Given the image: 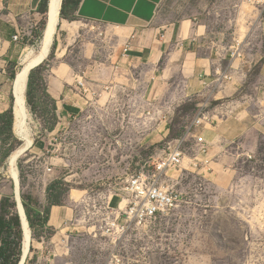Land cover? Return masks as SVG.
<instances>
[{
    "label": "rangeland",
    "instance_id": "rangeland-1",
    "mask_svg": "<svg viewBox=\"0 0 264 264\" xmlns=\"http://www.w3.org/2000/svg\"><path fill=\"white\" fill-rule=\"evenodd\" d=\"M71 2L63 16L62 0L48 55L30 71V102L25 89L32 142L16 159L19 199L32 221L24 264H264V0H165L159 7L160 26L177 28L190 19L224 43L248 35L237 47L250 68L240 82L225 77L201 89H186L179 76L161 80L160 69L111 72L114 36L122 31L79 18ZM45 25L46 14L22 35L13 71L23 70L26 53L38 51ZM52 76L65 78L80 96L82 109L74 115L57 112L45 93ZM197 119L199 134L227 119L240 122L232 133L248 130L239 138L242 147L222 151L214 129L207 141L210 170H186L184 159L164 183L178 195L176 207L155 218H130L129 178L151 169L165 142ZM165 123L169 137L151 143ZM0 138V183L12 184L6 209L19 219L7 161L23 140L13 122ZM52 200L69 212L62 224L51 214L44 220ZM19 229L22 248L20 219Z\"/></svg>",
    "mask_w": 264,
    "mask_h": 264
},
{
    "label": "crops",
    "instance_id": "crops-1",
    "mask_svg": "<svg viewBox=\"0 0 264 264\" xmlns=\"http://www.w3.org/2000/svg\"><path fill=\"white\" fill-rule=\"evenodd\" d=\"M164 2L80 0L75 14L83 20L101 22L122 31L120 35L114 36L116 47L108 61L111 72L140 71L144 75L150 72L154 75L160 69L161 80L179 76L186 89L191 86L201 89L225 77L236 78L233 81L238 84L241 76L250 69L246 56H242L241 47L237 51L239 43L245 46L248 35L243 36V40L234 36L224 43L212 35L207 26L190 19L180 21L177 28L171 25L160 26L158 10ZM41 3L42 0H0V117L4 112L12 110L13 82L11 86L9 83L14 81L17 73L12 70V66L19 63L23 52L22 35L29 27L41 25L44 21L46 13L41 11ZM15 35L19 37L17 41L13 40ZM260 70L264 73V63ZM45 81V93L57 112L66 113L70 117L77 109H82L80 96L65 78L52 76L45 78ZM237 123L240 122L227 119L221 127H213L220 136L222 144L219 148L222 151L242 147L239 138L248 130L243 129L239 135L233 134L232 131H236L233 125ZM67 125H70V120ZM169 129L166 123L163 124L149 141L155 143L165 140L169 137ZM213 130L205 129L201 135L207 141L211 140ZM43 149L44 146L40 147V151ZM11 168L14 169L9 166V170ZM11 186L6 182L0 183V203L3 197L10 195ZM50 214L60 224L70 217L69 212L58 205L49 206L48 220Z\"/></svg>",
    "mask_w": 264,
    "mask_h": 264
},
{
    "label": "built area",
    "instance_id": "built-area-1",
    "mask_svg": "<svg viewBox=\"0 0 264 264\" xmlns=\"http://www.w3.org/2000/svg\"><path fill=\"white\" fill-rule=\"evenodd\" d=\"M18 39L17 35L13 36L14 41ZM200 121L201 119H197L185 126L181 137L167 140L161 153H156L153 157L151 169H142L138 175L129 178L125 191L128 194L126 200L130 218H155L158 214L176 207L178 195L164 183L166 179H172L170 174L181 166L184 159L188 160L186 170H210L212 159L209 156V143L194 130ZM231 144L235 145L233 142ZM162 176L164 180H161Z\"/></svg>",
    "mask_w": 264,
    "mask_h": 264
},
{
    "label": "bare ground",
    "instance_id": "bare-ground-1",
    "mask_svg": "<svg viewBox=\"0 0 264 264\" xmlns=\"http://www.w3.org/2000/svg\"><path fill=\"white\" fill-rule=\"evenodd\" d=\"M62 0H48L47 2V10H46V25L43 31V36L41 38L40 46L38 51L33 52L29 51L23 56L22 66L23 70L20 68L16 76L14 78V93L16 95L15 101V109H14V120H13V130L14 132L21 137L24 144L21 145L16 151L12 152V154L8 157V166L14 168V173L11 174L13 180L15 181V193L17 200V208L18 214L20 216V224L22 230V248H21V256L19 258V262L17 264H24L25 258L29 252V244H30V227L28 225L26 215L24 213L22 204L19 200V196L17 195V167H16V159L22 154L31 144V138L29 137V128L27 124V111L25 105V86L27 81V72L28 69L32 66H38L43 62L49 52V47L53 42V34L55 32V27L59 19V8ZM38 64V65H37ZM21 66V67H22ZM183 164V162H182ZM181 164V165H182ZM24 259V261H23Z\"/></svg>",
    "mask_w": 264,
    "mask_h": 264
},
{
    "label": "trees",
    "instance_id": "trees-1",
    "mask_svg": "<svg viewBox=\"0 0 264 264\" xmlns=\"http://www.w3.org/2000/svg\"><path fill=\"white\" fill-rule=\"evenodd\" d=\"M66 1L68 0H63V5L61 8V15L63 16H66L64 13L65 12L64 3ZM79 1L80 0H72L71 3L73 5L74 11H76ZM46 4H47V0H42V3H41L42 12L46 11L45 9ZM11 77H13V74ZM31 77H32V72L29 74V80L27 83V101L28 102L31 101V95H30L31 85H32ZM0 121H1V126H0V134H1L4 128L8 126L10 127L13 122L12 110L10 109L7 112H4L0 117ZM18 148H16L14 151H16ZM48 189H50V187H48ZM8 201H9L8 197H3L0 203V264H17L20 258V253H21V244H20L21 231L19 229V219L17 218V216L13 214L12 216H8L9 212L6 209V206H8L9 208L12 207V205H8ZM55 204H58L56 200L49 201V204L47 206L46 217L44 219L45 222H47L48 220L49 206L55 205ZM25 213H26V219L28 220L27 222H29L28 225L31 227L32 221L29 217V214L27 213V210L25 211ZM41 213H42L41 211L35 210V216H40ZM44 220L41 221L42 224L44 223ZM13 227H15V230H14L15 232H12L14 229Z\"/></svg>",
    "mask_w": 264,
    "mask_h": 264
},
{
    "label": "water",
    "instance_id": "water-1",
    "mask_svg": "<svg viewBox=\"0 0 264 264\" xmlns=\"http://www.w3.org/2000/svg\"><path fill=\"white\" fill-rule=\"evenodd\" d=\"M59 12H60V8H59ZM38 65V64H37ZM36 67V65L35 66H32V67H30L29 69H28V72H27V78H28V75H29V73H30V71L33 69V68H35ZM26 85H27V81H26ZM25 89H26V86H25ZM12 95H13V106H12V114H13V120H14V109H15V101H16V95H15V93H14V83H13V88H12ZM17 195H18V188H17ZM19 196V195H18ZM20 200V199H19ZM17 201V200H16ZM19 215V214H18ZM19 219H20V217H19ZM29 247H30V244H29ZM21 256V255H20ZM23 261H24V259H23ZM19 262V261H18Z\"/></svg>",
    "mask_w": 264,
    "mask_h": 264
}]
</instances>
